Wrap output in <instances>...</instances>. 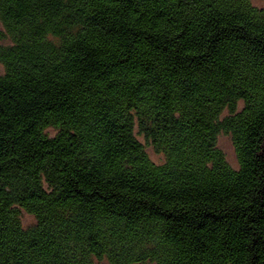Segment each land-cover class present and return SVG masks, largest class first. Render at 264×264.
<instances>
[{"label": "trees", "instance_id": "16d2710c", "mask_svg": "<svg viewBox=\"0 0 264 264\" xmlns=\"http://www.w3.org/2000/svg\"><path fill=\"white\" fill-rule=\"evenodd\" d=\"M261 1L0 0V264H264Z\"/></svg>", "mask_w": 264, "mask_h": 264}, {"label": "rangeland", "instance_id": "374dc122", "mask_svg": "<svg viewBox=\"0 0 264 264\" xmlns=\"http://www.w3.org/2000/svg\"><path fill=\"white\" fill-rule=\"evenodd\" d=\"M254 6L260 7L263 5V2L261 0H249ZM218 147L223 152L227 162L235 167L236 166V159L234 155V151L230 142V139L228 136L221 134L218 137ZM149 153L153 159H157V156L154 155L150 150ZM22 220L24 224H29L32 221V218L28 216L27 214H22ZM98 264H107L106 262H100Z\"/></svg>", "mask_w": 264, "mask_h": 264}]
</instances>
